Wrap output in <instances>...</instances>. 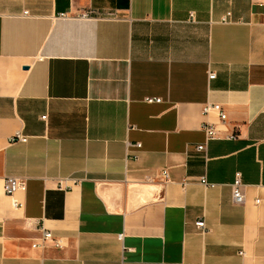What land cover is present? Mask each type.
Wrapping results in <instances>:
<instances>
[{
    "label": "crops",
    "instance_id": "1",
    "mask_svg": "<svg viewBox=\"0 0 264 264\" xmlns=\"http://www.w3.org/2000/svg\"><path fill=\"white\" fill-rule=\"evenodd\" d=\"M0 264H264V0H0Z\"/></svg>",
    "mask_w": 264,
    "mask_h": 264
},
{
    "label": "built area",
    "instance_id": "2",
    "mask_svg": "<svg viewBox=\"0 0 264 264\" xmlns=\"http://www.w3.org/2000/svg\"><path fill=\"white\" fill-rule=\"evenodd\" d=\"M27 14V13H26ZM230 16V15H229ZM228 16V17H229ZM226 17V18H228ZM117 16L114 13H107L106 15L96 9H87L82 10L77 13H73L72 11H68L66 13H61L59 15V19H75V20H96V19H116ZM194 17H192L193 19ZM226 21V19H225ZM216 73L210 72L209 73V80L212 81L216 79ZM146 102L149 104L152 103H161V99H153L148 98L146 99ZM212 114H218L220 117L221 123H225L227 120V114L225 113L223 107L220 104H214V103H207L203 108V115L208 118ZM203 129L206 133V142L197 146V151L201 153H206L208 149L209 143L212 141L220 140L221 135L218 129V125L216 123H212L210 121H207L203 125ZM236 136L232 135L229 137H226V139H235ZM28 141V138L21 133H18L15 137H13L12 142H22L26 143ZM139 148L141 145H137ZM157 178L162 180L165 183H168L170 181V174L168 171L161 172ZM147 180L149 182L153 181L154 178L148 177ZM203 184L209 186L206 179H203ZM243 183L241 180L240 175L237 177L234 187H233V200L236 205H244L246 203V195L244 193L243 189ZM26 189V181L23 179H19L16 177H8L5 180L4 183V191L5 193L13 197L17 192L24 191ZM259 203V201H258ZM14 206H19L18 202H14ZM196 227L198 228L201 233H205L207 231V226L205 220H200L196 223ZM39 237L33 244V248L35 249H46L50 245L58 248V249H64L66 247L64 238L57 237L52 231L46 229L45 227H41L38 229Z\"/></svg>",
    "mask_w": 264,
    "mask_h": 264
}]
</instances>
